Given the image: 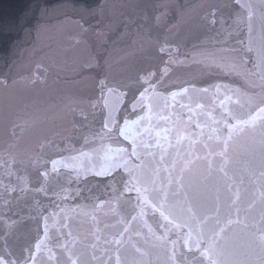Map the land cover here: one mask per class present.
Wrapping results in <instances>:
<instances>
[{
    "label": "water",
    "instance_id": "1",
    "mask_svg": "<svg viewBox=\"0 0 264 264\" xmlns=\"http://www.w3.org/2000/svg\"><path fill=\"white\" fill-rule=\"evenodd\" d=\"M241 3L252 5L250 21L247 9L236 0H0V258H24L31 249L29 264H118V246L105 241L123 234L126 243L120 260L129 264H175L179 253L187 256L189 264H207L200 252L187 251L182 241L173 255L170 241L176 239L175 229L168 232L169 242L156 239L171 226L150 207L144 217L138 208L133 211L129 198L134 203L136 194L124 189L121 177L127 173L122 169L112 176L93 174V165L99 170L110 143L95 133L109 111L105 102L120 109L121 117L135 118L130 103L146 87L142 81L149 73L157 94H163L169 104L171 92L194 83L197 91L177 100L190 102L193 111L200 113L201 124L211 126L212 117L219 118L223 112L224 92L216 94L214 83L246 87L255 97L254 104L261 105L259 76L245 86L235 77L218 80V73L205 71L202 54L218 48V40L234 47L239 46L237 40L248 44V23L253 49L260 46L264 4L261 0ZM238 12L245 18L239 30ZM246 59L251 68L255 51L247 53ZM103 85L115 86L124 96L123 103L109 96L106 87L102 90ZM205 87L210 89L207 94L199 91ZM238 99L232 96L225 106L238 110ZM197 103L204 107L197 109ZM176 110L186 121V110L179 105ZM178 127L185 138L175 145L176 134H172L174 147L167 160L173 176L182 173L185 183L207 176V160H221L219 153L241 165L260 156L259 120L255 133L246 130L227 141L217 139L207 126L201 129L185 122ZM80 151L88 155L71 159ZM141 159L143 164L133 158L138 166L133 183L141 188L166 183L168 172L162 170L157 180L151 157ZM53 160L58 162L55 172ZM221 176L215 172L204 182L209 195L217 186L215 178ZM240 178L228 181L232 199L239 196L240 208L239 213L233 208L231 218L249 224L239 243L258 247L264 188L258 170L255 175L242 173L243 184ZM77 188L79 197L74 195ZM43 216L49 218L47 238ZM122 218L131 222L128 231L120 223ZM38 239L43 242L40 249L35 247Z\"/></svg>",
    "mask_w": 264,
    "mask_h": 264
},
{
    "label": "snow or ice",
    "instance_id": "2",
    "mask_svg": "<svg viewBox=\"0 0 264 264\" xmlns=\"http://www.w3.org/2000/svg\"><path fill=\"white\" fill-rule=\"evenodd\" d=\"M240 4L241 9H247V15L250 21L252 16V5L250 3H241V0H236ZM264 4V0H261ZM214 15V14H213ZM215 24L216 21L213 20ZM245 23L244 13H237L236 27L237 30ZM249 42L245 45L243 40H237L238 47L232 46L227 40H218V48L211 52L203 53L206 60L205 71L211 70L219 75L217 79L227 77H235L244 82L245 86L248 83H254L253 78L259 76L261 88V105H255V97L247 93L246 87H234L229 83H214L212 88L215 93L219 94L221 90L224 92V100L220 101V107L223 112L219 118L212 117V125L201 124L198 116L200 113L193 111L192 104L182 103L177 100V97H183L190 91H197L196 85L190 83L188 87L181 86L179 91L170 93L172 103L169 104L164 99L163 94H157L155 86L150 82L152 74L149 73L143 78L142 91H139L138 98H134L130 103L131 112L135 114V118L131 119L128 115L121 117L120 109L114 105H109L105 102L104 107L108 108V114L102 123V127L95 133L101 141H109L106 147V153L103 156V164L99 170H95L93 165V174L96 176H112L113 172L122 169L127 173V177H121V182L124 189L131 193L135 192L134 203L132 198H129V203L132 204L133 211L137 208L139 216L146 215L145 209L150 207L153 212H158L160 217L170 225L166 227L165 235L156 237L159 241H168V232L175 229L176 239L171 240L173 246V255L177 253V244L183 242V247L187 251L193 250L200 252L207 259V264H264V213L261 215L258 237V247L253 245H242L239 243L240 238L244 235L245 230L249 228V224L239 219L231 218L233 208L236 212H240L237 206V199H232L231 183L235 177H241L240 183L243 184L242 173L255 175L259 171L261 187L264 188V37L258 48L253 49L251 45V25L248 23ZM163 51V49H161ZM255 51L256 61L249 68V61L246 59L247 53ZM260 71L256 72L255 69ZM107 88L109 96L115 95L117 103H123L124 96L117 93L116 87ZM151 90V94H150ZM209 88L205 87L199 91L207 94ZM232 96L240 97L237 100L239 104L238 110H231L225 106V100H231ZM192 97H189L191 101ZM242 100V102H241ZM177 105L180 109L186 110L187 117L185 121L184 115L177 111ZM197 109H202L204 106L197 103ZM211 115V114H209ZM247 116V118H245ZM122 119V123H121ZM259 120L261 146L260 156L252 161L244 162L243 165L237 160H233L225 153H219L221 160H207L208 173L201 181L184 182L183 174L174 177L172 170L168 164L169 149L174 147L172 134H176L175 145L181 144L185 138L181 135L178 125L182 123H195L197 128L203 129L209 127L211 133L215 134L217 139L223 137L225 141L230 140L234 135L245 133L246 130L256 132L257 121ZM128 142L125 146L121 141ZM157 149L158 152L152 151ZM88 153L80 151L71 159H78L80 156H86ZM150 156L154 167V172L159 179V173L163 170L168 172L166 183H161L155 187H138L134 180L135 168L133 158L141 160L142 157ZM57 161L53 160L52 171L57 170ZM230 169V171H229ZM221 172L223 176L216 177V187L213 195H209V189L204 183L213 178V173ZM47 176V171L44 172ZM223 186L221 187V182ZM72 183L71 180L68 181ZM79 182V176H77ZM154 184L156 181L153 182ZM175 185V187H173ZM43 191L44 189H40ZM239 191V190H238ZM74 195L81 196V190L75 189ZM261 200L264 201V191L260 193ZM58 198L66 199L67 196ZM87 199V197H84ZM55 216V213L52 214ZM45 238L48 236V217L43 216ZM133 221L137 220V216H132ZM55 223V221H54ZM120 223L125 224L124 231H128L131 227V222L126 219H121ZM255 227V224L252 225ZM186 229V231H183ZM151 231V229H149ZM138 234V233H137ZM71 236V232L68 233ZM99 239V237H97ZM43 242L39 239L35 245L36 249H40ZM105 243L117 245V261L118 264H129L127 261L120 260V252L126 243L123 240V234L120 238L106 240ZM28 256L20 259H4L0 258V264H29L31 257V249H28ZM181 258L175 260V264H189L187 256L184 253H179ZM96 259L95 257H93ZM194 264H203V261H196Z\"/></svg>",
    "mask_w": 264,
    "mask_h": 264
}]
</instances>
